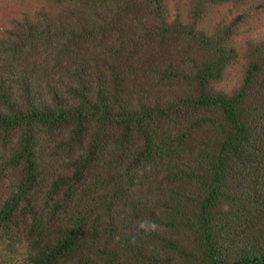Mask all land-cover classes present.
<instances>
[{"label":"trees","instance_id":"obj_1","mask_svg":"<svg viewBox=\"0 0 264 264\" xmlns=\"http://www.w3.org/2000/svg\"><path fill=\"white\" fill-rule=\"evenodd\" d=\"M0 264H264V0H0Z\"/></svg>","mask_w":264,"mask_h":264}]
</instances>
